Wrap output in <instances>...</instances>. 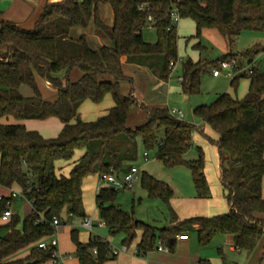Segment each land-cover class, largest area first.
Listing matches in <instances>:
<instances>
[{
    "label": "trees",
    "instance_id": "trees-1",
    "mask_svg": "<svg viewBox=\"0 0 264 264\" xmlns=\"http://www.w3.org/2000/svg\"><path fill=\"white\" fill-rule=\"evenodd\" d=\"M104 3L113 10L111 25L101 16ZM142 4L148 6L142 9ZM174 7L181 18L195 22L196 36L205 29H216L228 45L227 53L213 61L183 60L185 94L199 93L203 72L219 67L222 60L252 63L248 71L231 79L235 89L241 78L249 79L244 98L224 92L211 104L193 109L215 134L206 137L219 148L221 180L230 208L217 215L179 220L171 205L173 187L144 171L142 186L149 197L167 203L171 224L158 226L137 219L116 204L118 190L108 186L97 193L100 217L112 236H124V243L132 242L141 230L139 255H146L160 243L172 250L177 236L195 224L200 226L203 244L215 234H226L232 235L239 249L253 251L264 237V218L258 215L264 213V69L255 63L264 52V43L242 52L233 50L235 39L244 30H264V0H59L47 3L30 29L0 18V185L26 189L25 197L32 204L19 228L20 218L14 212L9 220L2 218L8 197L3 195L0 200V264H52L56 247H41L39 243L55 232V218L62 222L65 213L87 216L83 178L111 168L118 173L129 170L139 158V143L148 153L146 158L152 152L167 166L187 164L197 197H211L202 148L198 158H186L194 144L193 124L173 116L167 106L149 108L140 103L133 95L134 79L124 69V63H133L147 66L163 80L169 78L179 59L178 25L171 18ZM91 22L110 37L111 46L93 49L85 33L77 39L70 36L73 27L86 28ZM148 25L157 30L155 42L144 38ZM74 69L80 71L76 80L71 78ZM37 74L57 88L55 100L44 97ZM122 81L131 84L126 94L121 90ZM23 85L30 86L33 93L24 95ZM107 93L114 98L108 112L95 120L82 118L83 102L90 99L99 103ZM135 107L143 108L147 115L143 123L131 128L127 123ZM9 116L18 120L54 116L63 126L58 135L47 137L24 123L1 121ZM78 150L83 154L77 158ZM59 161L72 165L68 175L59 172ZM71 235L80 264H104L117 256L107 239L94 237L81 242L76 229ZM26 247L31 248L26 255L15 256ZM198 264L213 263L201 258Z\"/></svg>",
    "mask_w": 264,
    "mask_h": 264
},
{
    "label": "rangeland",
    "instance_id": "rangeland-1",
    "mask_svg": "<svg viewBox=\"0 0 264 264\" xmlns=\"http://www.w3.org/2000/svg\"><path fill=\"white\" fill-rule=\"evenodd\" d=\"M111 9L110 4H103L102 15L111 12ZM177 25L179 59L174 65L168 81L160 90H153L154 88L147 86L148 79L144 78L138 83V90L148 95L154 93L153 95H156L158 98L154 99L157 103L163 102L165 106L170 109L176 108L182 110L185 114L183 120L191 124L193 123V138L195 142L191 150L186 154V158L188 160L198 158L200 151L199 147H201L204 152L207 180L212 194L210 198L204 199V207L202 209H207V214L205 212L204 215L212 216L227 212L230 205L222 184L220 166L214 155L215 144L207 140L205 135L197 131L195 127L198 128L199 125H203V127L206 128L205 133L208 135H212L214 132L209 126H205L206 124L193 113V109L200 104H211L219 94L224 92H229L235 97L244 98L248 92L249 79L241 78L238 88L235 89L231 85L232 77L228 76L226 73L219 77H215L213 75L214 68L210 67L209 70L204 71L202 74L201 91L192 95L185 94L182 90L180 80V77L183 75V60L192 59L197 61L201 59L202 61H213L226 54L228 45L225 37L216 29H209L205 33L202 32L200 37L196 36V25L190 18H181ZM77 30H79V28H74L73 32L76 33ZM74 33L73 35H75ZM143 35L147 41L155 42L157 40V30L151 25L144 28ZM98 41V33L90 32V42L95 45ZM259 43H264V30H244L235 39L233 50L235 52H242ZM256 60L261 68L264 69V52L260 53ZM25 86L30 93H33L30 86ZM40 89L42 94L48 98L55 97L57 93L56 88L54 86H46L44 80L41 81ZM113 105V95L107 93L104 99L99 103L90 99L85 100L81 105L80 113L85 120H95L106 114L108 109ZM134 117H136V115L132 113L129 117V122H132ZM54 120L60 122L57 118ZM35 122H38L35 124L39 125L45 132L51 133L56 131L57 125L50 122L45 123V119H36ZM144 154L145 150L139 143V158L135 163V166L139 169L137 180L133 188L118 190L116 204L124 210L133 213L139 220L158 226L170 224L172 213L167 203L162 198L149 197L146 189L141 184L142 173L147 171L155 177L168 182L174 188L176 196L171 199V205L177 210L178 214L184 215L185 217L191 215L189 213L195 210L187 204L192 201L190 198H197V190L190 167L187 164L167 166L162 160L158 159L154 153L151 152L148 158H146ZM57 166L59 172L61 171L65 175L70 173L72 167L67 161L58 162ZM102 186H104L103 180L98 178L95 174L83 178V201L88 215L93 218L95 226L93 232H90L91 230L82 225L80 217L74 216L71 221L61 223L58 228H55V232L50 237L46 238L47 242H51L53 238L58 239V249L62 253L64 264H79L76 255V243L72 239L70 231L73 226L77 228L78 239L81 242H88L91 233L92 238L101 237L103 239H109L113 247L120 248L123 246L122 240L124 236L122 234L112 236L106 225H100L102 218L98 210L97 193ZM2 193L3 195L4 193L7 194L8 190L0 186V194ZM206 200H209V205H206ZM11 209L20 218L18 227L22 228L25 216L32 210L31 202L27 199H15L12 202ZM188 232L190 235V241L188 243H190V245L177 240L174 248L170 250L171 253L176 256L174 257V261L168 260L164 253H161V251L156 248L157 253L155 254L156 258H154V263L188 264L190 260L192 264H196L198 258H209L213 264L253 263V254L250 255L248 254L249 252L245 250L242 252L232 251L230 249L228 237L223 234H215L208 244H203L200 241L199 231L196 228L191 227L188 229ZM139 237L140 233L137 234L131 245L128 243L130 245L128 252L121 253L115 258L107 260L104 264H134L132 258L139 257L148 259L149 256L144 257V255H138V253L135 252ZM30 249V247L23 248L15 256L29 252ZM139 264H143V262L139 261Z\"/></svg>",
    "mask_w": 264,
    "mask_h": 264
},
{
    "label": "crops",
    "instance_id": "crops-1",
    "mask_svg": "<svg viewBox=\"0 0 264 264\" xmlns=\"http://www.w3.org/2000/svg\"><path fill=\"white\" fill-rule=\"evenodd\" d=\"M53 1H59V0H0V10L2 11L1 14H0V18L1 19H5V20L14 21L18 25H20V26H22L24 28L30 29V28H33L35 26L37 20L39 19V17L43 13L46 4L49 3V2H53ZM104 4H106V3H104ZM102 6H103V4L100 6L101 16H102V18L104 19V21L107 24L111 25L113 23V21H114L113 10L111 9V12H107V14H103L102 15ZM74 28H79V30H77V32L74 33L73 32L74 31ZM208 30L209 29H205L203 31V33H205ZM90 32L91 33H98V35H99V41L96 42L95 45L90 42ZM73 33L75 35H73ZM82 33H85L86 34L87 41H88L89 45L93 49H99L103 45H108V46H111L112 45V41H111L110 37L102 29H100L99 27H97L93 22H91L86 28H83V27H73L71 29V31H70V36L72 38H78ZM103 35H104V37H103ZM226 53H227V51H226ZM255 63H258L256 59H255ZM124 69H125L126 74L128 76L133 77V79H134V82H133L134 93H133V95L136 97V99L140 103L145 104L149 108H153L155 106H165V103H163V102L157 103V101L154 100V99H158L156 95H153L154 93L148 95L145 92L143 93L142 91H139L138 90V88H139L138 83L142 79L146 78V79H148V81H147L148 85L147 86H149L150 88H154L153 90H156V89L157 90H160L165 85V83L168 81V79L167 80L161 79L156 74H154L153 71L151 69H149L147 66H141V65H137V64H133V63H124ZM36 76H37V81H38L39 86H41V81L42 80L45 81L46 86H53L50 81L42 78L38 74ZM79 76H80V71L78 69H74L72 71V73H71V78L73 80H76V79L79 78ZM219 76H221V75H219ZM219 76H215V77H219ZM25 87H26L25 85H23L21 87V92L24 95H31L32 93H30L27 90V88H25ZM130 89H131V84L128 81H122L121 82V90H122L123 94L128 93ZM56 90H57V88H56ZM56 92L57 93H56L55 97H52V98H48V97H45V96L44 97L46 99H49V100H55L58 97V91H56ZM132 113L134 115H136V117H134V119L132 120V122H129V119H128L127 125L129 127L134 128L135 126H137L140 123H143L145 121V118H146L147 113H146V111L143 108H141V107H135L133 109V111L131 112V114ZM131 114H130V116H131ZM55 118L59 119L58 117H54V116L45 119V121H46L45 123L50 122L52 124H56L57 125L56 131L55 132H51L50 131L51 133H49L47 131L46 132L43 131V129L39 125H36L35 123H38V122H35L36 119L18 120L15 117L9 116V117L3 118L1 121L5 122V123H16V122L24 123L29 129H37L43 135H45L47 137H51V136L58 135V133L61 131L62 126H63V123L61 122V120L59 119L60 122H58L57 120H54ZM205 126H207V125H205ZM195 129L197 131H199V132H202L205 135V137H206V135H208L207 133H205V129L206 128H204L203 125H199L198 128L195 127ZM53 130H55V129H53ZM210 136L211 137H215V134L213 133ZM206 139L208 140L207 137H206ZM193 141L195 142L194 138H193ZM78 152H79V155H78ZM82 154H83V150H78L77 151V154H76V157L78 158ZM214 155L216 157L217 162L219 163L220 170H221L220 173H222L221 155H220L219 148H218V146L216 144L214 146ZM59 162H64V161H59ZM205 162H206V160H205ZM205 171H206V165H205ZM95 175H97L98 178H100V174H95ZM263 186H264V178H263ZM1 187H4V186H1ZM102 187H104V186H102ZM4 188H6V187H4ZM13 188L14 189H17V190L20 189V187H18V186H14ZM100 188H99V190H100ZM7 190H8V193L7 194L4 193V195H8L9 194L10 188H7ZM224 191H225V188H224ZM225 193H226V191H225ZM263 195H264V189H263ZM174 196H176L175 195V190H174ZM174 196L172 197V199L174 198ZM16 199H18V198H16ZM21 199H26V198H21ZM190 199H192V201L188 202L187 205L189 207H191L192 209H194L195 211H193L192 213H189L191 215H187L188 217L189 216H191V217H194V216H208V215H204L205 212L207 214V211H206L207 209L206 210L205 209H202L204 207L203 204H204V199L205 198L197 197V198H190ZM205 202H206V205H209V200H206ZM177 208H179V207H177ZM206 208H207V206H206ZM199 210H202V211H199ZM175 211H176V213H177V215L179 217V220H184V219L188 218V217H185L184 215L178 214V212H177L176 209H175ZM178 211H179V209H178ZM86 213H87V211H86ZM258 215L261 218H264V213H259ZM87 216H89L88 213H87ZM73 217H74L73 215L68 214V213H65L64 214V217H63V220H62L61 223L69 222V221H71V219ZM81 220H83V218H81ZM102 222L103 221L100 222V225L101 226H104L105 224H102ZM170 224H171V222H170ZM94 227L95 226H94V222H93V228ZM199 227H200L199 224H195V225L192 226V228H196L197 230L199 229ZM93 228H92V230L90 232H93ZM73 229H76L77 230V228L75 226H73L71 228V230H73ZM138 233H140V237H139V240L137 241V244H138V242L140 241V238H141V234H142L141 230H139ZM181 233L187 234V237L186 238H180L179 235H181ZM181 233L177 236V240H179V241H181L183 243H187L188 245H190V243H188L190 241L189 232L188 231H183ZM223 235H225V236L228 237V241L230 242V249L232 251H240V252L244 251V250L239 249L234 244L232 235H226V234H223ZM90 238H92V234L91 233H90L89 239ZM177 240H176V242H177ZM122 242H123V240H122ZM131 244H132V242H130V245ZM124 245L127 246V249L125 251H120L117 254V256H119L121 253H126V252L129 251L130 245L128 243H124L123 242V246ZM122 247H120V249ZM157 249H159V248H157ZM159 250L161 251V253H164L165 257L168 260L174 261V257H176V256L174 254H172L170 250H164V249H159ZM135 252L137 253V245H136V251ZM248 252H249L248 254H250V255L253 254L252 258H254V259H253V263L252 264H264V237L261 239V241L259 242V244L257 245V247L253 251H248ZM27 253L28 252L23 253L22 255H19V256H24ZM156 253H157V251H156V249H154L152 251H149L146 255H144V257L149 256L148 259L139 258V257L138 258H132V259L134 261V264H139V261H142L143 264H155L154 263L155 262L154 261L155 260L154 258H156L155 257V254ZM61 255H62V253H61ZM200 259L201 258H198V260L196 261V264H198V261ZM52 264H54L53 261H52ZM63 264H64V261H63ZM188 264H192V261L189 260L188 261Z\"/></svg>",
    "mask_w": 264,
    "mask_h": 264
},
{
    "label": "built area",
    "instance_id": "built-area-1",
    "mask_svg": "<svg viewBox=\"0 0 264 264\" xmlns=\"http://www.w3.org/2000/svg\"><path fill=\"white\" fill-rule=\"evenodd\" d=\"M148 5L147 4H142L140 6V8L144 9L146 8ZM171 18L173 20L174 23H178L179 20L181 19L180 13L178 11V9L176 7H174L171 11ZM148 20L152 23L153 22V16L149 15ZM252 67V63H239V61L235 58H232L231 60H222L220 62L219 67H216L213 69V74L215 76H219L222 75L224 73H226L228 76L233 77L234 75L238 74V73H243L245 71H248L250 68ZM183 77H180V80L182 81ZM170 113L179 118V119H183L184 117V112L180 109H176V108H169ZM145 156L148 155L147 152H145L144 154ZM138 172L139 169L134 165L133 167H131L129 170L125 171V172H121L118 173L117 171H115L113 168L110 169V171L103 173L100 175V178L103 180L104 182V186H108V187H112L114 189L120 190V189H130L133 188L137 177H138ZM27 192L26 189H14V188H10V192L8 195H6L8 197L7 200V208L4 211L2 218L4 220H9L12 215H13V211L11 209L12 206V202L14 201V199L16 198H26L25 197V193ZM4 196L3 194H0V200L3 199ZM61 224V220L58 218H55L53 221V225L55 228H58V226ZM102 224H105L104 222H102ZM82 225L86 228H88L89 230H92L93 228V219L90 216H86L83 218L82 220ZM180 238H186L187 234H181L179 235ZM58 239L53 238L51 240V242H47V240H43L39 243V245L41 247H47L48 245H52L55 246V250L53 253L54 259L53 262L54 264H63V259H62V255L58 249ZM159 249H164V250H170L169 247L163 243L159 244ZM127 249V246L124 245L121 249L117 248V247H113L112 246V251L114 252V254H118L120 251H125ZM94 251L96 252V249H94Z\"/></svg>",
    "mask_w": 264,
    "mask_h": 264
},
{
    "label": "water",
    "instance_id": "water-1",
    "mask_svg": "<svg viewBox=\"0 0 264 264\" xmlns=\"http://www.w3.org/2000/svg\"><path fill=\"white\" fill-rule=\"evenodd\" d=\"M31 262H29V264H30Z\"/></svg>",
    "mask_w": 264,
    "mask_h": 264
}]
</instances>
